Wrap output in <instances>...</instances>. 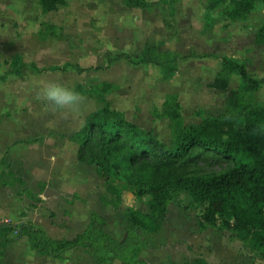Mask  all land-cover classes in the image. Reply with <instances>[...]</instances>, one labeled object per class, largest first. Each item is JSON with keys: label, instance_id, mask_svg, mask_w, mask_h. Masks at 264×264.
<instances>
[{"label": "rangeland", "instance_id": "rangeland-1", "mask_svg": "<svg viewBox=\"0 0 264 264\" xmlns=\"http://www.w3.org/2000/svg\"><path fill=\"white\" fill-rule=\"evenodd\" d=\"M145 1L147 10L127 9L123 0H67L65 7L43 14L38 0H0V160L8 152L12 160L0 180H23L8 193L0 191V215L13 219L7 203L22 197L38 225L69 230L54 236L66 241L90 223L92 210H98L106 224L95 227L117 238L123 230L122 216L132 210L146 213L149 198H137L132 187L115 178L112 184L121 197L118 206L110 204L114 197L107 184L92 166L76 159L86 117L109 107L169 145L170 122L160 117L169 96L181 107L182 125H197L222 114L243 85L235 74L226 90L211 88L221 58L236 60L252 78L264 79V47L254 44L264 21V2H257L245 21L231 22L225 16L227 7L208 11V0H180L172 17L169 0ZM145 45L184 58L170 80L164 81L160 69L151 65L120 61L107 66V58L121 53L138 56ZM52 81L74 88L81 102L72 109L51 108L40 89ZM105 86L109 88L103 94ZM246 103L264 106V85ZM228 167L224 161L202 162L194 169L219 174ZM27 191L35 193L30 200ZM198 219L199 209L188 194L177 193L162 230L144 236L154 250L155 264L197 259L206 264H264V247L251 251L221 222L199 231ZM3 248L0 240L2 257ZM84 254L85 250L67 254L62 264L82 262ZM149 255L143 252L142 258ZM3 263L19 262L7 257ZM108 264H115L114 259Z\"/></svg>", "mask_w": 264, "mask_h": 264}, {"label": "trees", "instance_id": "trees-1", "mask_svg": "<svg viewBox=\"0 0 264 264\" xmlns=\"http://www.w3.org/2000/svg\"><path fill=\"white\" fill-rule=\"evenodd\" d=\"M123 1L131 10L150 7L145 0ZM179 1L169 0L170 17ZM257 2L264 0H208L207 10L227 7L228 20L240 22L246 20ZM38 4L42 13L48 14L65 7L67 0H38ZM254 44L264 47V21L255 32ZM182 59L177 54L145 45L138 56L121 53L107 58L106 64L126 61L136 67L151 65L159 68L162 79L167 81L177 72V62ZM220 61L211 88L226 90L235 74L243 85L226 102L222 114L197 125H182L181 107L176 97L169 96L160 116L170 122L173 140L169 145L109 107L86 117L80 131L77 160L92 166L97 178L107 184V191L114 197L110 204L118 206L121 197L120 190L112 184L115 178L132 187L137 198H149L146 213L132 210L122 216L119 224L125 232L123 241L99 231L95 225L106 224V220L91 212L90 223L83 232L63 242L50 239L31 223L0 220L1 243L11 245L25 237L37 255L55 261H61L68 251L83 248L94 264H107L109 256L123 264H147L139 257L142 250L151 249L144 236L162 230L169 205L177 193L185 192L199 209V231L221 222L224 230L251 251H260L264 247V106L247 104L246 99L261 89L264 80L252 78L236 60L221 58ZM14 73L19 75V71ZM108 88L105 86L103 94ZM220 161L227 162L229 167L219 174H200L194 169L202 162ZM9 166L2 158L0 174ZM186 169L194 170L188 173ZM22 182L21 178L16 182L0 180V187H14ZM25 196L32 199L34 194L27 191ZM0 264H4L1 255ZM184 264L206 263L197 259Z\"/></svg>", "mask_w": 264, "mask_h": 264}, {"label": "crops", "instance_id": "crops-1", "mask_svg": "<svg viewBox=\"0 0 264 264\" xmlns=\"http://www.w3.org/2000/svg\"><path fill=\"white\" fill-rule=\"evenodd\" d=\"M142 66H145V65H142ZM257 80H264V79L261 78V79H257ZM10 153L11 152H8L5 155V159L11 164L12 160L10 159ZM12 188L13 187H0V191L5 190V192L8 193V191H10ZM32 193L35 194L33 191H32ZM21 198L22 197H19L18 199H13L14 202H12L13 200H10L12 205L10 204V202L7 203V206L8 205L11 206L10 207L11 212L14 213L15 217L12 219L11 217L0 215V220L9 221L13 224L31 223L34 228L43 230L46 233V235L50 239L53 238V240H54V236L56 234H58V233L64 234V232L69 231L66 228H63V230H60V231L56 230L57 229L56 227L51 226L52 222H50L51 227L49 229L48 228L44 229L42 226L38 225V223H36V220L34 219L33 213L26 210V208H28L27 203L23 201L24 199L21 200ZM37 198L39 199V197H37ZM27 199L30 200L29 198H27ZM30 203H31V201H30ZM92 211L102 218V216L98 210H92ZM22 213H24V216H22ZM83 230H81L80 232H76V233L72 234L71 237L74 238L76 235L81 234L83 232ZM108 235L110 237H112L113 239H115L116 241L121 242V241H123V239L125 237V232H124V230H122V232L117 236V238L111 234H108ZM65 240H69V239H65ZM63 241H58V242H63ZM1 245L4 247L3 248V260H6L7 257L15 258L16 261L19 262L18 264H32V260L36 261V262L37 261H39V262L44 261V264H62L65 255L70 254V253H77L78 251L84 250L83 248H79V249L68 251V252L64 253L63 259L61 261H55V260L48 259L45 256L37 255L33 251L31 245L28 243V241L25 237H22L21 239H19L18 241H16L15 243H13L11 245H3L2 243H1ZM152 251H154V250H150V249L142 250L139 253L140 259L145 261L147 264H155L153 261L154 254H152L153 253ZM143 252L150 253V255L146 258H142ZM88 257L89 256L85 252L84 256L81 259L82 262L79 261L80 259L79 260L73 259V260H70L71 261L70 263L71 264H94L93 259L90 257L88 258ZM110 258H113V257L109 256L108 261ZM113 259H114L115 264H123L120 261L116 260L115 258H113ZM108 261H107V264H108ZM9 264H11V263H9Z\"/></svg>", "mask_w": 264, "mask_h": 264}, {"label": "clouds", "instance_id": "clouds-1", "mask_svg": "<svg viewBox=\"0 0 264 264\" xmlns=\"http://www.w3.org/2000/svg\"><path fill=\"white\" fill-rule=\"evenodd\" d=\"M40 97L55 110L72 109L82 99L74 88L55 81L48 82L40 89Z\"/></svg>", "mask_w": 264, "mask_h": 264}]
</instances>
